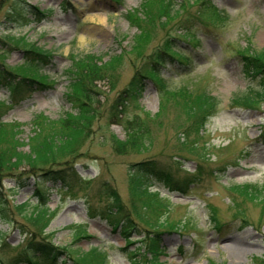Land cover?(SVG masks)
<instances>
[{
	"label": "rangeland",
	"instance_id": "1",
	"mask_svg": "<svg viewBox=\"0 0 264 264\" xmlns=\"http://www.w3.org/2000/svg\"><path fill=\"white\" fill-rule=\"evenodd\" d=\"M165 1L169 6L170 0ZM175 1L177 9L170 15L169 9L165 11L163 19L157 0H0V74L15 80L14 85L23 82L27 87L3 121L24 125L22 151L31 152L37 116L51 121L71 113L75 116L67 98L71 92L69 73H77L72 57L77 61L94 56L106 76L102 81L91 77L94 83L85 88L99 102L93 108L98 116L88 138L76 141L72 137L63 142L67 150L81 147L78 159L68 167H54L67 176V185L47 182L41 173L28 176L24 168L25 176L0 182V205L4 208L0 213V260L9 263L34 242L50 243L62 252L59 264H102L105 257V264H134L137 260L141 264L264 262V100L250 106L236 100L250 95L251 90L258 91L263 80L245 72L238 53L245 50L255 56L264 52V0ZM148 13L151 21L150 16L146 19ZM146 31L148 37L141 40L140 50L136 40ZM192 32L197 39L189 36ZM10 36L24 43L11 42ZM171 44L190 61L183 65L166 57L168 63L160 67L165 90L208 89L219 101L204 131L199 136L192 132L189 139L181 129L187 126L186 117L171 96H163L157 81L143 79L144 91L135 99L127 93L133 79L151 76L149 72L156 68L154 52L160 49L159 54H168L163 46ZM27 45H33L30 56L25 51ZM42 52L50 58L41 57ZM81 72L77 81L83 83L89 74L83 71L82 77ZM31 81L43 82L44 89ZM10 93L1 78L0 103L9 100ZM119 100L126 110L121 122L114 117ZM85 105L90 107L87 102ZM147 114L160 118L159 124L150 127L152 143L146 149L122 146L128 140L126 123L137 116L146 119ZM114 140L124 152L116 150ZM182 143L196 147L198 153H190ZM148 161H155L157 170L171 176L178 187L196 179L198 168L202 170L199 181L190 184L185 194L172 191L165 180L141 174V184L160 192L170 205L166 215L156 218L150 217L148 207L140 211V204H133L130 190L133 172ZM41 182H47L52 221L37 230L29 215L42 205L37 197ZM105 184L118 192L121 215L114 214L117 208L108 198ZM233 187H243V192L235 195ZM246 193L252 199L246 200ZM134 207L146 222L135 217ZM213 210L217 211L215 220ZM113 219L116 222L110 221ZM156 220H161L162 226L156 225ZM185 223L187 228L177 230L165 225ZM127 229L133 232L126 235ZM155 233L161 248L153 254L141 241Z\"/></svg>",
	"mask_w": 264,
	"mask_h": 264
},
{
	"label": "trees",
	"instance_id": "2",
	"mask_svg": "<svg viewBox=\"0 0 264 264\" xmlns=\"http://www.w3.org/2000/svg\"><path fill=\"white\" fill-rule=\"evenodd\" d=\"M157 2L161 5V12L159 13L160 16L163 17L167 15V13L172 14V12L177 9L178 4L175 0H170L169 6L165 4L167 1L165 0H157ZM149 9V8H148ZM169 9V11H168ZM165 11H168L166 14ZM164 14V15H163ZM217 14V13H216ZM219 15V14H217ZM150 16V21L152 20V16L148 13L147 18ZM166 18V17H165ZM144 19V22L148 25V21ZM156 20V18H154ZM187 22H190L189 19L186 20ZM195 21V20H192ZM143 22V21H142ZM138 25V23H136ZM144 35V34H143ZM193 39L196 38V33L192 32L190 35ZM148 37L147 31L146 35L140 36L136 40V44L140 50L141 48V40H145ZM9 41L11 42H17V44L24 43V41H21L20 38H15L10 36ZM17 39V40H14ZM20 39V40H19ZM197 42L198 40H194V42ZM24 45V44H22ZM33 45H27L25 47H28L25 51L30 56V47ZM164 49L167 50L168 54H159L160 49L157 50V52H154L153 57L156 60V63H152L156 68L152 69L149 74L151 76L143 77L141 76V80L137 81V78L133 79V81L130 83L127 93L130 99H135V96L140 91V94L142 91H144V80L146 78H150L154 80L156 83L160 84V87L162 89L163 96H171V100H175L178 104V111H182V115L186 117V123L187 126L184 128L183 125L181 126V129H184L182 132L183 136L187 139H189L192 135V132H196V136H199L202 131H204L205 127L207 126L209 120L214 116V114L217 112L219 101L217 98L211 95V93L208 91V89H190L189 87H184L182 89H179L178 93L176 92H169L165 90V84L163 80H160V67L165 66L168 62L166 57H169L172 60H177L183 65H189V58L184 57L183 54H177L175 51H177L175 44L167 45L166 47L163 46ZM251 48V46H250ZM3 54H6L5 50H2ZM249 51L241 50V52L238 53L240 59L242 60L243 67L245 72L252 76L253 79L256 77H261L263 79L261 83H259L260 89L258 91L251 90L250 95H245V97H241L236 99L237 103L240 105H247L250 106V104H256L258 101L264 100V52H260L256 54L255 56H249ZM140 54V53H139ZM41 57L44 56V59H49L50 56L48 54H45V52H42ZM75 57H72V60H74L73 69L77 71V73L71 72L69 73V79L70 82V89L71 92L67 95V98H69V102L72 105V109L74 110L75 116L71 115L68 117H64L57 121H51L47 117L40 115L37 116L34 120L33 127H34V136L31 138L32 144L30 145L31 152L25 153L22 151L23 141L21 140V134L24 133L23 126L20 123H12L7 124L3 121V118L8 114L9 110L15 106L17 102V99L20 98L19 96L26 92L27 87L25 88L23 82H19L18 84L14 85L13 80L10 77L4 76L2 77V74H0V79L4 80V83L6 87L11 92L10 99L4 102L0 103V182L8 177H22L25 176L23 174H26L28 176H36L38 173L40 177H45L47 182H56L60 181L63 185H67V176L64 175L63 172L60 170L55 169L56 166H66L68 167L71 163H73L76 159H78L80 153H81V147L80 146H74L73 149H66L63 148L66 140L71 139L72 137H75L76 141H81L82 139H86L89 136V131L91 130V127L97 118L98 111L93 108L98 105L99 102L96 98V96H90V93L86 92L85 88L88 86L87 84H93L95 79L102 81L105 79L106 76H102L100 68L97 67L96 59L94 56L87 55L84 57V59H78L75 61ZM46 61V60H45ZM76 62V63H75ZM48 65L49 62L46 61L44 65ZM150 64V63H148ZM33 65V64H32ZM41 63L36 65V68H40ZM76 68V69H75ZM81 72V76H83L84 72H87L89 74L88 78H83L84 82L77 81L78 79V73ZM84 71V72H83ZM91 77H96L91 78ZM25 81H29L27 78H23ZM144 79V80H143ZM260 79V80H261ZM32 83L41 86V88L45 87L43 85V82H38L37 84L35 81H31ZM72 84H75L72 86ZM72 86V87H71ZM44 89V88H43ZM81 94V97L79 94ZM173 94L175 96H173ZM168 100V99H166ZM170 100V99H169ZM168 100V101H169ZM86 102L90 105V107H87L88 105H85ZM121 107V109H120ZM125 104L121 100L117 102L115 105V112L114 117L119 119V122H121L122 118L125 115L126 110L124 109ZM72 117L76 118L78 122L71 121ZM78 117V118H77ZM159 116L157 117H151L149 114H147L146 119H142L139 116L135 117L134 120L128 121L126 123V131L128 135V140L125 144L122 143V146H125L127 148H133V149H146L149 144L152 143L151 139V132L150 127L152 125L159 124ZM79 123V124H77ZM115 139V137H114ZM115 141V140H114ZM62 144V146H61ZM116 150L119 152H124L123 147H121V143L115 141ZM183 146L189 147V150L192 151L190 153H198L197 148L190 146V144L182 143ZM59 146H61L60 150L57 149ZM195 149V150H194ZM42 152H44L45 156H42ZM205 153V148H203V154ZM139 169H137L135 172H133V176L131 177L130 183H131V195L133 197V204H140L139 210L142 211L145 207H148L147 210L150 211L152 216L150 217H159L158 214L166 215L167 212L170 210V205L163 201L160 197V192H154L151 190L152 187L145 186V184H141L140 176L141 174L145 173L144 178L147 176H152L153 178H157L160 180H165L167 183V187L170 188L172 191H178L179 193L185 194L188 186L190 184H194L199 181V177H201V169L198 168L197 171L198 175L194 178L196 179H188L183 183L184 186L178 185L175 182H172L171 176L166 175L164 172L160 173L157 169V163L155 161H148L144 162L138 165ZM22 168L25 169V173H22ZM47 182H41L37 184L38 191H37V197L42 202V205L38 206L36 209L33 210V213L29 215L31 219V223L34 228L38 229H44L48 226L49 223L52 221V213L51 210L48 208V196L46 195L45 190L47 189L46 183ZM168 184H172V186H169ZM106 187V194L108 198L110 199L111 203L117 208L115 209L117 212L114 214H122L123 208L120 205V197L116 190H114L111 186H108V184H105ZM243 187H233L234 194L242 193ZM242 189V190H241ZM245 189V188H244ZM241 190V191H239ZM263 196V195H262ZM248 197H253L250 193H246L245 199L247 200ZM252 199V198H251ZM254 199V198H253ZM261 200L264 204V198ZM168 202V201H167ZM137 207V206H136ZM136 207H134V215L138 219L146 222L142 219V217L139 215V210H136ZM113 209L108 210V212H111L110 215L113 214ZM4 208L2 205H0V213H3ZM165 211V212H164ZM164 212V213H162ZM213 218L216 219L217 211L213 210ZM136 213V214H135ZM120 214V215H121ZM95 217L98 214H93ZM92 215V217H93ZM156 215V216H155ZM163 215V216H164ZM6 219V218H5ZM112 223L116 222V219L110 220ZM120 221V220H119ZM118 222V221H117ZM217 222V221H216ZM128 224L130 222H127ZM132 223V222H131ZM156 225L162 226L161 220H156ZM170 230H177V229H184L187 228L188 224H181L178 226L165 224ZM219 225V223L217 224ZM119 226V223H118ZM44 232V231H42ZM132 229H127L125 232L126 235H130L132 233ZM77 237H82L80 234L77 235ZM79 239V238H77ZM131 242V241H130ZM141 243L144 245V249L148 251L149 253H155L159 251L160 247V240H159V234L155 233L153 236L149 235L145 240H142ZM97 251V250H95ZM145 252V251H144ZM63 253L59 250H56L50 243H34L32 242L30 246L22 250L20 255L10 261L9 263H5L4 261L0 260V264H20V263H26V264H59L58 260L61 259ZM132 257H134L132 255ZM106 258V257H105ZM102 262V264H105V259ZM135 258V257H134ZM147 262V261H146ZM263 262V261H262ZM150 264H155L154 262H147ZM134 264H141L139 260L135 261ZM264 264V262L262 263Z\"/></svg>",
	"mask_w": 264,
	"mask_h": 264
}]
</instances>
